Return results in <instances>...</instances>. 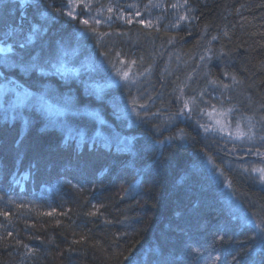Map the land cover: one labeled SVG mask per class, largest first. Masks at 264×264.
<instances>
[{
	"label": "trees",
	"instance_id": "obj_1",
	"mask_svg": "<svg viewBox=\"0 0 264 264\" xmlns=\"http://www.w3.org/2000/svg\"><path fill=\"white\" fill-rule=\"evenodd\" d=\"M22 39L3 74L97 118L0 117V264H264V0H0V52Z\"/></svg>",
	"mask_w": 264,
	"mask_h": 264
},
{
	"label": "rangeland",
	"instance_id": "obj_2",
	"mask_svg": "<svg viewBox=\"0 0 264 264\" xmlns=\"http://www.w3.org/2000/svg\"><path fill=\"white\" fill-rule=\"evenodd\" d=\"M34 37L35 35L29 34L25 42L30 43L31 40H34ZM23 39L20 44L21 46L18 48L20 50H12L11 46L3 44L0 53H2L3 51L1 55V64L4 65L5 68L8 69L17 67L20 65V62H24L23 53L20 52L23 51ZM34 111L39 116L43 117L49 125L60 128L65 127L69 135H76L78 133L69 125L68 116L88 114L93 115V117L97 118L96 114L91 113L87 109L76 107L70 96L59 95L53 89L44 86L38 87V89L34 90H31L27 87H21L18 82L14 81L8 76H5L3 74V71L0 70L1 119L4 122L10 124L18 122L23 128H26L29 123V116L30 114L35 113ZM137 111H139V109ZM119 112L121 113L122 111L119 110ZM201 118L202 123L204 124V126H206L208 132H217L218 134H221V139H226L225 141L232 144V149L236 155H238L239 153L249 155L250 152L248 150H244L241 152L236 148L237 146L242 147V144H246V147L248 146L247 148L250 149V146L248 144L250 131L246 130V126L232 123L228 115L221 108H204V112ZM100 119L101 118L98 117V120ZM238 132L243 134L241 138H237ZM212 135L213 137H216L215 134ZM240 159L241 162L246 161V158L244 157ZM250 160H257V162L255 163L261 165L260 168L256 167L253 169L251 177L257 182V185L264 190V179L261 178V173L258 171L259 169H264L262 166L264 165V156H260L255 153L253 156H250ZM216 176L219 180H222L219 173L216 174ZM226 184L228 185L229 183ZM227 185H225V189L226 191L228 190L229 195L227 204L235 206L237 210L240 211L241 209L236 198L237 196L232 192V190H230ZM240 213L241 216L245 218L243 219L247 223L253 221L251 215L247 212L240 211ZM254 222L256 221L254 220Z\"/></svg>",
	"mask_w": 264,
	"mask_h": 264
},
{
	"label": "snow or ice",
	"instance_id": "obj_3",
	"mask_svg": "<svg viewBox=\"0 0 264 264\" xmlns=\"http://www.w3.org/2000/svg\"><path fill=\"white\" fill-rule=\"evenodd\" d=\"M83 23L87 24L88 21H84ZM186 106H187V105H186ZM242 135H243L242 133H239V132H238V133H237V138H241ZM258 171L261 173V178L264 179V169H259Z\"/></svg>",
	"mask_w": 264,
	"mask_h": 264
}]
</instances>
